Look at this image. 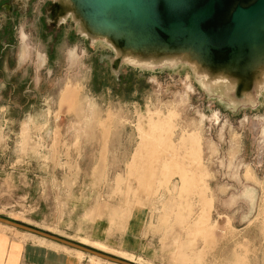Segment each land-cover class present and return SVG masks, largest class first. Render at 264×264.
Instances as JSON below:
<instances>
[{
    "label": "rangeland",
    "instance_id": "1",
    "mask_svg": "<svg viewBox=\"0 0 264 264\" xmlns=\"http://www.w3.org/2000/svg\"><path fill=\"white\" fill-rule=\"evenodd\" d=\"M56 1L0 0V215L140 264H264V84L130 64Z\"/></svg>",
    "mask_w": 264,
    "mask_h": 264
},
{
    "label": "bare ground",
    "instance_id": "2",
    "mask_svg": "<svg viewBox=\"0 0 264 264\" xmlns=\"http://www.w3.org/2000/svg\"><path fill=\"white\" fill-rule=\"evenodd\" d=\"M58 3L62 19L72 15L83 35L93 41H107L117 50L119 56L130 64L157 68L195 57L193 66L207 82L214 78L228 77L234 86L241 82L244 91L249 92L252 91L254 82L258 81V94L264 84V15L254 20L236 37L237 44L229 53L224 57H217L203 43H183L176 46L161 41L157 34L143 23H131L125 18L124 25L117 26L113 19L121 11L107 5L97 7L96 0H58ZM85 8H88V12H85ZM241 37L244 39L239 42ZM77 252L84 253L82 250ZM91 257L97 264L108 261L96 255Z\"/></svg>",
    "mask_w": 264,
    "mask_h": 264
},
{
    "label": "water",
    "instance_id": "3",
    "mask_svg": "<svg viewBox=\"0 0 264 264\" xmlns=\"http://www.w3.org/2000/svg\"><path fill=\"white\" fill-rule=\"evenodd\" d=\"M96 1L97 7L107 5L121 11L113 19L117 22V26L124 25L126 19L131 21V23L133 21L137 24L143 23L154 31L161 41L176 46L183 43H203L217 57H224L229 53L232 47L237 44L235 42L236 37L243 33L254 20L264 15V0ZM59 6L58 13L60 11ZM85 12H88V8H85ZM243 39L244 37H241L239 42ZM121 44L123 45L122 42ZM194 58L190 57L187 59L195 62ZM226 78L229 79L228 77ZM237 84L242 85L241 82ZM242 88L244 91V87ZM0 222L49 238L111 262L118 264H140L84 242L70 240L2 215H0Z\"/></svg>",
    "mask_w": 264,
    "mask_h": 264
},
{
    "label": "crops",
    "instance_id": "4",
    "mask_svg": "<svg viewBox=\"0 0 264 264\" xmlns=\"http://www.w3.org/2000/svg\"><path fill=\"white\" fill-rule=\"evenodd\" d=\"M21 233L29 236L23 239L0 229V264H97L90 259L92 254L85 252L79 256L74 252L76 248L32 232Z\"/></svg>",
    "mask_w": 264,
    "mask_h": 264
}]
</instances>
